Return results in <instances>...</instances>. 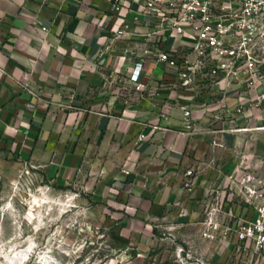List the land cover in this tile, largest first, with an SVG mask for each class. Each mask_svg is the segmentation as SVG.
<instances>
[{"label": "crops", "instance_id": "obj_1", "mask_svg": "<svg viewBox=\"0 0 264 264\" xmlns=\"http://www.w3.org/2000/svg\"><path fill=\"white\" fill-rule=\"evenodd\" d=\"M113 1L0 0V147L72 185L124 252L140 254L162 226H202L210 187L198 170L264 129V101L238 110L249 97L237 87H183L176 67L152 56H144L146 88L135 89L136 61L161 43L147 35L146 0H121L118 10ZM124 23L129 34L117 37ZM164 35L167 48L188 41ZM234 209L245 215L248 206Z\"/></svg>", "mask_w": 264, "mask_h": 264}, {"label": "rangeland", "instance_id": "obj_2", "mask_svg": "<svg viewBox=\"0 0 264 264\" xmlns=\"http://www.w3.org/2000/svg\"><path fill=\"white\" fill-rule=\"evenodd\" d=\"M210 187L209 208L225 225V208L246 206L245 195L264 184V129L245 133L238 145L218 150L199 168ZM72 185L49 178L6 147H0V264H239L230 252L222 255V240L203 235L201 227L157 230L145 253L125 249L113 228L91 218ZM35 249L25 260L18 251Z\"/></svg>", "mask_w": 264, "mask_h": 264}, {"label": "built area", "instance_id": "obj_3", "mask_svg": "<svg viewBox=\"0 0 264 264\" xmlns=\"http://www.w3.org/2000/svg\"><path fill=\"white\" fill-rule=\"evenodd\" d=\"M152 14L149 37L157 36L161 43L155 51L145 49L136 61L130 81L135 89L146 88L141 80L145 57L176 67L180 85L193 89L218 86L221 92L237 87L249 97L239 103L238 110L260 107L264 101V0H146ZM121 8V0L113 1V9ZM138 19V15H136ZM155 21V22H154ZM128 24L117 31L126 36ZM172 29L187 35L176 46L167 48L164 32ZM225 83L222 88L221 82ZM259 85L263 89L258 91ZM128 89V87H124ZM256 95L253 96V94ZM190 117L192 111L185 110ZM191 126V122L187 121ZM146 137L141 133L140 139ZM196 182L194 168L186 171L185 185L192 189ZM77 195V192H76ZM248 211L237 213L234 207L225 208L226 224L216 221V208L204 205L203 235L222 240V246L239 259V264H264V184L251 188L245 195Z\"/></svg>", "mask_w": 264, "mask_h": 264}, {"label": "bare ground", "instance_id": "obj_4", "mask_svg": "<svg viewBox=\"0 0 264 264\" xmlns=\"http://www.w3.org/2000/svg\"><path fill=\"white\" fill-rule=\"evenodd\" d=\"M34 249H35V244L33 241H31V244L28 246L26 250L18 251L16 255H21L22 258L25 257V260H27L30 257V253L34 251ZM39 262L42 264H51L52 260L48 257V255L43 254L41 255Z\"/></svg>", "mask_w": 264, "mask_h": 264}]
</instances>
